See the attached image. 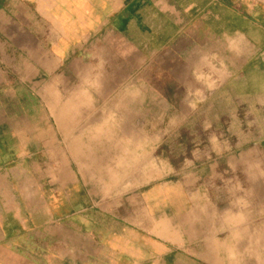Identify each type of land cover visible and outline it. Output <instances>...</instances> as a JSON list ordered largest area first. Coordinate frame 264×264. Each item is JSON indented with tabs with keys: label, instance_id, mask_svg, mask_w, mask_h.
Masks as SVG:
<instances>
[{
	"label": "crops",
	"instance_id": "0c3cea01",
	"mask_svg": "<svg viewBox=\"0 0 264 264\" xmlns=\"http://www.w3.org/2000/svg\"><path fill=\"white\" fill-rule=\"evenodd\" d=\"M170 130L199 136L182 171L115 168ZM254 239L262 261L264 0H0V264H233Z\"/></svg>",
	"mask_w": 264,
	"mask_h": 264
},
{
	"label": "rangeland",
	"instance_id": "374dc122",
	"mask_svg": "<svg viewBox=\"0 0 264 264\" xmlns=\"http://www.w3.org/2000/svg\"><path fill=\"white\" fill-rule=\"evenodd\" d=\"M109 61L111 62L112 59L110 57ZM140 59L138 56V61L139 63ZM112 65L108 67V71H112L111 69ZM126 70V74H122V78H125L128 76V70ZM141 73V76H144V69L138 68V74ZM125 80V79H124ZM122 80L125 83L126 81ZM143 86H138V88ZM122 91H127L128 85H121ZM143 97V93L141 95ZM101 103V102H100ZM122 104H127L128 102H122ZM146 110V107L144 105V101H137V111L140 116L137 117L138 124L144 125L146 124L145 121L147 120L146 117H143L144 111ZM171 119L169 118V125L171 127ZM149 120L152 121L154 125L160 124V118L159 117H152L149 118ZM153 136V141H155V138H159L158 142H154V145L159 144V147L153 149L149 147H144L145 139L141 138V136ZM137 147L136 150H128V149H120V150H110L111 152H116L115 155L121 157V164L119 166H115V168H118L119 171L121 172L122 175H137L138 179L139 178H144L146 176H158L160 174H164L169 172V176H173L178 173L179 171H182L184 169V161L183 158L190 156L192 153L191 147L189 148H184L181 143V139L183 137L187 136L188 140H193V142H198L199 136L194 133L190 134H178L176 132H171V130L166 133V134H160V133H137ZM197 139V140H196ZM196 140V141H194ZM97 151V150H93ZM102 151V150H101ZM135 154V158L132 157V155ZM143 181H137L133 182L131 181H122V184H128V183H141ZM234 184H236L234 182ZM239 193V190H233V193ZM232 193V192H231ZM238 218H240V214H236ZM254 218L256 219V213L253 214ZM256 221V220H255ZM250 232H255V229L249 230ZM251 242V240H250ZM245 243L241 242L239 244H234L233 245V255H234V260L233 264H264V253H263V260L258 261L257 259V245L255 244V239L254 242L251 243Z\"/></svg>",
	"mask_w": 264,
	"mask_h": 264
}]
</instances>
